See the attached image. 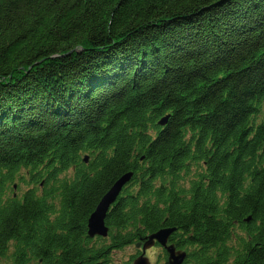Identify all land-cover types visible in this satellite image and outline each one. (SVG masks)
Here are the masks:
<instances>
[{"label":"trees","instance_id":"obj_1","mask_svg":"<svg viewBox=\"0 0 264 264\" xmlns=\"http://www.w3.org/2000/svg\"><path fill=\"white\" fill-rule=\"evenodd\" d=\"M164 227L184 264H264V0H0V264H113Z\"/></svg>","mask_w":264,"mask_h":264},{"label":"water","instance_id":"obj_2","mask_svg":"<svg viewBox=\"0 0 264 264\" xmlns=\"http://www.w3.org/2000/svg\"><path fill=\"white\" fill-rule=\"evenodd\" d=\"M168 121V116L160 120L161 125H165ZM88 156L85 157L87 161ZM134 172L130 171L123 174L108 190L97 204L95 210L89 217L88 235L90 237L102 236L107 237L109 227L106 225V218L113 203L121 194L123 188L131 181ZM177 227H164L149 235L144 242L137 244L141 253L134 259L133 264H151L150 259L146 256L149 248L156 244H160L168 253L167 262L169 264H184L188 257V253L178 249L174 243L170 242L172 234L177 231Z\"/></svg>","mask_w":264,"mask_h":264},{"label":"rangeland","instance_id":"obj_3","mask_svg":"<svg viewBox=\"0 0 264 264\" xmlns=\"http://www.w3.org/2000/svg\"><path fill=\"white\" fill-rule=\"evenodd\" d=\"M28 170L22 169L18 175L17 178L13 181L14 184L16 185V188L14 187V190L10 187L8 192L12 194L14 191V194H22L26 189H28L31 185L23 183L20 180L21 175H25L27 177ZM20 180V181H19ZM181 250H184L188 253L186 249L178 248ZM164 251L165 249L160 245L156 244L152 248L148 249L146 252V256L150 259L151 264H164L165 259H164ZM141 253V250L139 247L136 245H130L122 250L115 251L113 253V264H127V262L130 261V264H133L134 259ZM135 256L133 259H131V256Z\"/></svg>","mask_w":264,"mask_h":264},{"label":"flooded vegetation","instance_id":"obj_4","mask_svg":"<svg viewBox=\"0 0 264 264\" xmlns=\"http://www.w3.org/2000/svg\"><path fill=\"white\" fill-rule=\"evenodd\" d=\"M152 248V247H151Z\"/></svg>","mask_w":264,"mask_h":264}]
</instances>
